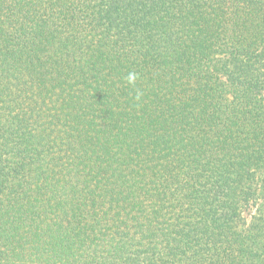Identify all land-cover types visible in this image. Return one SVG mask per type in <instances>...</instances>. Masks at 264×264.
<instances>
[{
	"label": "trees",
	"instance_id": "1",
	"mask_svg": "<svg viewBox=\"0 0 264 264\" xmlns=\"http://www.w3.org/2000/svg\"><path fill=\"white\" fill-rule=\"evenodd\" d=\"M0 264H264V0H0Z\"/></svg>",
	"mask_w": 264,
	"mask_h": 264
},
{
	"label": "rangeland",
	"instance_id": "2",
	"mask_svg": "<svg viewBox=\"0 0 264 264\" xmlns=\"http://www.w3.org/2000/svg\"><path fill=\"white\" fill-rule=\"evenodd\" d=\"M258 202L259 199H256L254 195H249L242 201V207L239 213L241 226H247L251 222Z\"/></svg>",
	"mask_w": 264,
	"mask_h": 264
}]
</instances>
